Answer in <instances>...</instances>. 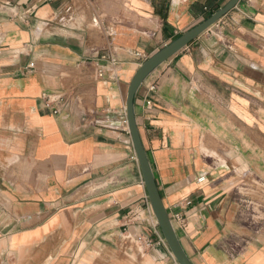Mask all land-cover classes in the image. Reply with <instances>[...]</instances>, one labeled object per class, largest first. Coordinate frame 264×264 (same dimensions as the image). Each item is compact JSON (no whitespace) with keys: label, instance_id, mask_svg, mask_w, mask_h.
Returning <instances> with one entry per match:
<instances>
[{"label":"crops","instance_id":"obj_1","mask_svg":"<svg viewBox=\"0 0 264 264\" xmlns=\"http://www.w3.org/2000/svg\"><path fill=\"white\" fill-rule=\"evenodd\" d=\"M227 2L0 0V264H178L126 96L145 60ZM134 115L189 261L264 264V0H240L152 71Z\"/></svg>","mask_w":264,"mask_h":264},{"label":"water","instance_id":"obj_2","mask_svg":"<svg viewBox=\"0 0 264 264\" xmlns=\"http://www.w3.org/2000/svg\"><path fill=\"white\" fill-rule=\"evenodd\" d=\"M240 0H228V2L204 21L184 32L175 40L165 45L155 54L145 60L133 75L126 96V121L131 137L132 145L136 155L138 165L142 174L143 184L146 189L148 201L156 219L160 232L178 264H192L182 249L171 220L160 198L155 179L147 159L145 150L142 146L135 115H134V96L146 77L154 71L159 65L167 61L170 57L186 47L191 41L200 36L203 32L217 23L223 16L236 7Z\"/></svg>","mask_w":264,"mask_h":264},{"label":"built area","instance_id":"obj_3","mask_svg":"<svg viewBox=\"0 0 264 264\" xmlns=\"http://www.w3.org/2000/svg\"><path fill=\"white\" fill-rule=\"evenodd\" d=\"M138 56H139V55H138ZM102 58L105 59V57H102ZM108 61H109L112 65H115V64H116L115 60H113V59H111V58L108 59ZM96 76H97L98 78H102V77L104 76L102 70H98L97 73H96ZM150 89H151V90H154V87H151ZM42 98H43V100H44V106H45V108L50 109V110L52 111V113L55 114V115L58 114V110H57V108L53 106V104L55 103L54 100H53L51 97H49L48 95H43ZM60 102H61V99L58 100V103H60ZM150 104H151L150 101H147V102H146V105H147V106H150ZM122 126H123L125 129H128L126 119H123V120H122ZM199 180L201 181V180H203V179L200 178ZM175 218H176L177 220L182 221L178 215H176ZM145 245H146V246H149L150 244H149V243H145Z\"/></svg>","mask_w":264,"mask_h":264},{"label":"rangeland","instance_id":"obj_4","mask_svg":"<svg viewBox=\"0 0 264 264\" xmlns=\"http://www.w3.org/2000/svg\"><path fill=\"white\" fill-rule=\"evenodd\" d=\"M262 191V187H261V185H259L258 183H256L255 181H254V183H253V194L254 195H259L260 194V192ZM256 208V211L258 212L257 213V215L259 216V218L262 216L260 213H259V206L258 207H255ZM264 218V217H263Z\"/></svg>","mask_w":264,"mask_h":264}]
</instances>
